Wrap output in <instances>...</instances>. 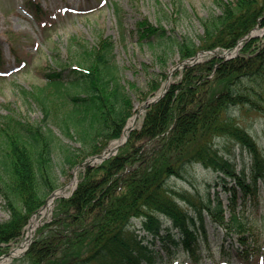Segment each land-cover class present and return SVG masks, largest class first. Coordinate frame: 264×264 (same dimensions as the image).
Here are the masks:
<instances>
[{
    "label": "trees",
    "instance_id": "16d2710c",
    "mask_svg": "<svg viewBox=\"0 0 264 264\" xmlns=\"http://www.w3.org/2000/svg\"><path fill=\"white\" fill-rule=\"evenodd\" d=\"M217 3L218 12L199 18L198 43L187 35L174 38L146 17L136 24L139 43L154 47L157 40L173 42L185 61L199 51H233L259 23L264 27V0ZM26 5L41 11L36 0H27ZM174 5L175 12L182 11L181 1ZM113 9L125 41L123 9L118 3ZM114 43L112 37L102 35L92 45L73 38L68 58L55 50L42 69L44 84L21 89L38 106L42 119L0 113V201L9 214L0 222V256L22 241L31 218L58 188L57 150L67 174L121 139L134 115ZM1 49L0 44V73L5 63ZM158 59L166 66L165 58ZM143 68L151 73L147 65ZM167 72L163 67L151 73L145 89L128 85L144 102L162 90ZM248 113L264 122V35L244 41L232 59L209 56L176 71L165 95L150 104L140 127L119 152L98 166L78 170L77 189L71 197L56 200L53 220L38 229L22 260L168 264L181 249L190 263L176 264H207L206 259L214 256L210 248L207 255L203 253L200 240L207 241L211 224L224 230L226 238L239 237L236 251L244 264H261L264 212L259 219L253 214L263 207L259 181L264 182V151L241 121V115ZM59 134L79 140L80 145L65 143ZM219 139L233 141L249 160L238 166L223 156ZM197 166L217 172L215 182L202 191L171 186L173 180L191 181ZM136 219L141 220L143 236L135 231ZM221 258L229 260L221 264H234L225 249Z\"/></svg>",
    "mask_w": 264,
    "mask_h": 264
},
{
    "label": "rangeland",
    "instance_id": "374dc122",
    "mask_svg": "<svg viewBox=\"0 0 264 264\" xmlns=\"http://www.w3.org/2000/svg\"><path fill=\"white\" fill-rule=\"evenodd\" d=\"M26 1L0 0V44L5 62L4 75H0V113L3 115L11 113L16 117H27L31 121L42 119V114L38 106L23 95L21 89L31 90L35 86L44 84L42 69L46 67L56 49L60 52L61 57L68 58L73 38L88 41L92 45L101 35L112 37L115 41L116 59L122 68L124 83L133 98L136 109L133 117L136 116L143 102L139 100L138 95L131 90L128 84L134 83L137 87L145 89L151 73L160 72L163 67L168 72L175 69L174 73L181 69L179 67L181 60L176 44L170 41L157 40L154 47L148 44L141 45L138 35L135 33L137 22L146 17L152 24L164 26L174 38L187 35L197 40L198 34L202 33L199 18L207 17L214 11L218 12L220 7L217 3L218 0H36L41 7V11L36 12L34 10L36 8L30 9L27 7ZM175 1L178 4L181 1V12L173 10L176 8ZM114 3H118L124 12L125 41L122 40L118 20L114 13ZM36 13L40 15L39 19L36 17ZM255 32L263 35L264 27L256 29ZM160 43L162 44L160 45ZM210 53L205 52L201 60L206 59ZM159 56L167 60L166 66L160 63ZM226 56H230V54ZM143 65L150 68V74L144 70ZM141 115L139 116L141 117ZM140 117L136 128L137 126L140 127L142 123ZM241 121L255 136L264 151L263 120L253 113H248L241 115ZM60 137L71 146L78 147L80 145L79 140L66 139L62 135ZM118 141L112 142L110 148ZM217 146L223 156L230 158L238 166L249 160V154L233 141L219 139ZM60 153L57 150L55 154V173L59 182V186L55 191H62L61 193L67 197L75 187L72 185V181L75 178L79 181V174L78 172L76 174V168L67 171V174L62 172L63 161ZM217 174L212 170L196 167L191 181L173 180L171 186L179 190L191 191L196 187L202 191L207 183L215 182ZM259 185L263 189L261 196L263 207L253 214L257 218H260L261 213L264 212V182ZM54 208L55 203H53L48 214L45 216L39 214V217L34 216L31 219L29 225H31L32 220L41 219L32 235V241L35 239L38 229L43 224L53 220ZM8 215V212L4 209V204L0 201V222L7 220ZM29 225H27V231ZM257 225L258 228H261V221H257ZM133 226L140 236L145 234L141 229L140 219L134 220ZM27 231L22 241L11 249H17L24 243ZM207 234V241H204V238L200 240L205 255L208 254V248H210L214 260L221 264L222 261L228 260L221 258L223 257V249H225L230 253L232 263L244 264L236 251L240 244L238 236L234 235L226 238L224 230L216 229L211 224L207 225ZM156 248L161 249L159 243ZM22 258H15L8 264H27ZM206 260L207 264L214 263L212 259ZM261 260L264 261V254ZM173 261L175 264L190 263L187 254L181 249L177 250L175 257L171 258L168 264H173Z\"/></svg>",
    "mask_w": 264,
    "mask_h": 264
},
{
    "label": "water",
    "instance_id": "95a60500",
    "mask_svg": "<svg viewBox=\"0 0 264 264\" xmlns=\"http://www.w3.org/2000/svg\"><path fill=\"white\" fill-rule=\"evenodd\" d=\"M258 27H260V25H259ZM251 35H252V34H251ZM251 35H250V36H251ZM250 36H248V38H246L245 40H248V39L250 38ZM197 60H198V59H197ZM197 60H196V58H193V59H191V60H189V61H186V62L182 63L181 66H189V65L195 64L196 62H198ZM171 72H172V71H171ZM171 72H169L170 75H171ZM168 82H169V78H168L167 84H166V86H165V90H164L162 93H160L157 97H155V98H153V99H150V100H147V102H145V103L142 105V109L145 110L147 107L150 106L149 104L154 103V102L158 101L160 98L163 97V95L165 94V92H166V90H167V88H168V86H169V83H168ZM128 136H129V135H128ZM128 136L126 137V139H125L122 143H120V144L118 145V147L116 146V147H115V148H114L109 154H102V155H98V156L92 157V158L89 159L87 162L81 164L80 167H88V166L92 165V163H95V164H96L97 162H98V163H99V162H102V161L108 159L109 157L115 155V154L119 151L120 147H122L124 144H126V142H127V140H128ZM51 197L55 198V197H56L55 193L52 194ZM51 197H50V198H51ZM31 243H32V242L29 243V245L27 246V248H26L24 251H21V253L17 254L16 256L13 255L14 250H11V251L8 252L7 254L1 256V257H0V262H1L2 260H10V259H14V258L22 257V256H23L24 254H26V252L28 251V249H29Z\"/></svg>",
    "mask_w": 264,
    "mask_h": 264
},
{
    "label": "bare ground",
    "instance_id": "6f19581e",
    "mask_svg": "<svg viewBox=\"0 0 264 264\" xmlns=\"http://www.w3.org/2000/svg\"><path fill=\"white\" fill-rule=\"evenodd\" d=\"M142 112H143V111L140 110L139 113L137 114V116L133 117V118L129 121V123H128L126 129H125L124 136L122 137V140H124V139L130 134L131 130L134 129V128L136 127L138 117H139V115L142 114ZM120 142H121V141H118V142L115 143L111 148H109V149H110L109 152H110L111 150H113L114 147H115L117 144H119ZM76 181H77V178H75L74 181H72V182H73L72 185L75 186L76 183H77ZM61 192H62V191H58V192H56V196H57V194H58V195L62 194ZM52 203H53V199H50V200L48 201V203L46 204V206L40 211V215L45 216L46 214H48V212L50 211L51 207L53 206ZM38 215H39V214H38ZM38 215H37V216H38ZM38 217H39V216H38ZM40 220H41V219H38V218L32 220L31 225H29L30 227H29V229H28V231H27V234H26V240L24 241V243L22 244V246H20L19 248H17V249L14 250V252H13V255H14V256H16L17 254L21 253V251H24V250L27 248V246L29 245V243H30V241H31L32 235L34 234V232H35V230H36V228H37V226H38ZM10 261H11V260H2V261L0 262V264H8Z\"/></svg>",
    "mask_w": 264,
    "mask_h": 264
}]
</instances>
